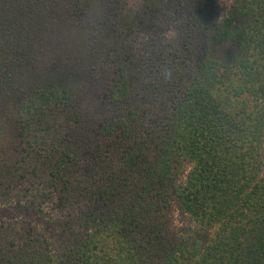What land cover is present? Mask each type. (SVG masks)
I'll return each mask as SVG.
<instances>
[{
    "label": "trees",
    "instance_id": "obj_1",
    "mask_svg": "<svg viewBox=\"0 0 264 264\" xmlns=\"http://www.w3.org/2000/svg\"><path fill=\"white\" fill-rule=\"evenodd\" d=\"M0 264H264V0H0Z\"/></svg>",
    "mask_w": 264,
    "mask_h": 264
},
{
    "label": "rangeland",
    "instance_id": "obj_2",
    "mask_svg": "<svg viewBox=\"0 0 264 264\" xmlns=\"http://www.w3.org/2000/svg\"><path fill=\"white\" fill-rule=\"evenodd\" d=\"M214 1V7H215V16L216 18L221 21L223 18H225L228 15V12L234 2V0H213ZM130 6L137 8L141 0H129ZM177 32H170L167 36L168 40L171 38H175ZM190 166H187L185 168L184 174L181 176V182H183L186 179L187 172L189 171ZM46 219H57V213L52 211L51 208H48L46 210ZM49 216V217H48ZM170 221H171V227L172 229L178 233L181 237H196L201 238L205 237V232L200 231V229L197 228L195 223L191 218L186 216L178 206L176 201L172 202V208L170 212ZM58 230V229H57ZM201 232V233H199Z\"/></svg>",
    "mask_w": 264,
    "mask_h": 264
}]
</instances>
